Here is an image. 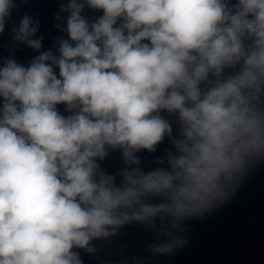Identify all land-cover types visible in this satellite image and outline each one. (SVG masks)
I'll return each mask as SVG.
<instances>
[{"label":"clouds","instance_id":"clouds-1","mask_svg":"<svg viewBox=\"0 0 264 264\" xmlns=\"http://www.w3.org/2000/svg\"><path fill=\"white\" fill-rule=\"evenodd\" d=\"M15 7L0 0V33ZM59 13L44 51L25 14L11 39L39 54L0 66V264H83L77 250L133 223L171 255L188 220L264 163V0H67ZM166 138L144 171L137 154ZM117 150L124 167L108 174L99 162Z\"/></svg>","mask_w":264,"mask_h":264},{"label":"water","instance_id":"water-1","mask_svg":"<svg viewBox=\"0 0 264 264\" xmlns=\"http://www.w3.org/2000/svg\"><path fill=\"white\" fill-rule=\"evenodd\" d=\"M61 2L67 0H15L16 7L0 33V66L9 56L27 66L39 54L11 39V28L18 26L25 14L39 22L36 35L43 36L41 51L52 48L55 38L62 35L54 20ZM83 14L92 21L102 12L86 7ZM56 107L62 115H69L63 104ZM176 127L173 124L174 133ZM169 147L166 138L155 153L141 150L137 155L144 162L143 170L156 167L154 161ZM99 163L106 173L113 175L124 167L119 150L110 152ZM116 179L119 183L118 175ZM185 226L189 230L181 235L187 236L188 243L171 255L152 254L148 245L156 242L157 234L136 223L124 226L118 236L107 241H93L98 249L94 255L77 251L83 264H134L137 258V264H264V163L250 172L229 203L202 219L188 220Z\"/></svg>","mask_w":264,"mask_h":264}]
</instances>
